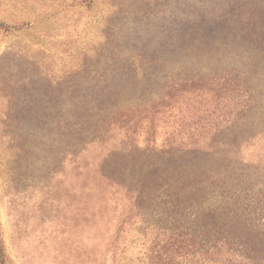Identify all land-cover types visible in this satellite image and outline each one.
Wrapping results in <instances>:
<instances>
[{"label": "rangeland", "instance_id": "obj_1", "mask_svg": "<svg viewBox=\"0 0 264 264\" xmlns=\"http://www.w3.org/2000/svg\"><path fill=\"white\" fill-rule=\"evenodd\" d=\"M263 6L264 0H0L4 264H147L149 241L160 233L142 224L151 216L131 212L130 198L100 170L126 160L138 169L155 163L144 156L147 145L153 142L156 154L175 121L191 124L194 112L212 103L199 94L161 102L171 78L253 72L247 57L258 46ZM255 65L264 90V58ZM158 110L165 114H144ZM263 155L258 148L242 157ZM139 178L133 175L131 187ZM123 219L115 256L109 247Z\"/></svg>", "mask_w": 264, "mask_h": 264}, {"label": "trees", "instance_id": "obj_2", "mask_svg": "<svg viewBox=\"0 0 264 264\" xmlns=\"http://www.w3.org/2000/svg\"><path fill=\"white\" fill-rule=\"evenodd\" d=\"M254 32L258 46L247 57L254 59L253 72L170 79L161 102L199 94L212 103L195 111L191 124L175 121L156 154L153 142L147 145L144 156H155V163L138 169L126 160L100 170L102 179L130 198L131 212L151 216L142 224L160 233L149 241L147 264H264V155L242 157L248 150L264 151V90L255 65L264 58V17ZM136 173L141 178L131 187ZM124 223L109 247L115 256ZM5 256L0 240L1 264Z\"/></svg>", "mask_w": 264, "mask_h": 264}]
</instances>
